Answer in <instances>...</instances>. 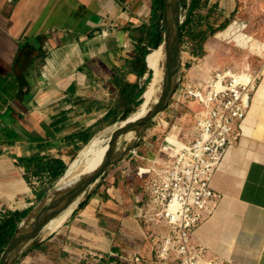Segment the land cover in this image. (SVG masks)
<instances>
[{
    "label": "crops",
    "instance_id": "0c3cea01",
    "mask_svg": "<svg viewBox=\"0 0 264 264\" xmlns=\"http://www.w3.org/2000/svg\"><path fill=\"white\" fill-rule=\"evenodd\" d=\"M154 2L0 0V212L37 203L20 158L65 161L64 149L74 146L67 136L111 109L125 114L128 92L114 77L142 85L152 70L146 61L140 78L129 62L137 53L134 28L149 22ZM207 6L218 15L233 7L231 0H209ZM172 106L152 130L156 135L171 127ZM250 109L238 145L228 149L212 178L222 200L192 240L221 260L264 264V95L255 92ZM187 117L179 112L175 123ZM136 159L121 160L96 180L66 221L40 234L39 248L26 250L14 264H154L148 230L138 218L143 185Z\"/></svg>",
    "mask_w": 264,
    "mask_h": 264
},
{
    "label": "built area",
    "instance_id": "2783aa9c",
    "mask_svg": "<svg viewBox=\"0 0 264 264\" xmlns=\"http://www.w3.org/2000/svg\"><path fill=\"white\" fill-rule=\"evenodd\" d=\"M232 27L234 34L247 25L235 19ZM262 76L263 67L252 65L214 68L194 76L180 86L183 98L196 104L186 138L181 137L182 129L176 134L180 146L166 142V137L152 158L140 156L136 147L129 150L130 160L146 161L137 167L143 185L138 218L148 224L158 264H239L217 258L192 239L222 200L212 178L228 149L240 141ZM181 78L177 73V82Z\"/></svg>",
    "mask_w": 264,
    "mask_h": 264
},
{
    "label": "rangeland",
    "instance_id": "374dc122",
    "mask_svg": "<svg viewBox=\"0 0 264 264\" xmlns=\"http://www.w3.org/2000/svg\"><path fill=\"white\" fill-rule=\"evenodd\" d=\"M231 2L233 5L232 10L223 15L222 14L218 15V13L216 12L214 14L210 13L211 11L209 12L207 5L205 9L200 11L204 16V22L212 26L213 32H208L205 40L201 44V48L197 49L198 51L197 54H193L192 52L193 47H191L187 38H184V42H181L180 40L179 65H178V69L176 73H179L182 78H181V81L177 82L176 80L177 74L176 73L174 74L173 89L171 91L170 98L167 103V106L169 104L173 105L171 108L172 113L167 115L168 121L171 124L170 125L171 127L173 124H176L178 127L177 130L176 129L172 130L171 127H168V130L164 134L160 133V135L159 133L156 135V133H153L152 131L153 129H157L159 123L162 122L161 116L163 114V111L166 109L167 107L166 106L159 114H157L152 119L147 129H144L142 127L141 128L136 127V128H128L126 131H124L123 134L119 136L115 144V147H114L115 156L116 155L119 156L120 152H122L128 144L135 143L136 144L135 147L137 148L140 156H143L145 158H152L156 154L159 153V148L165 143L166 137H173L174 139H177V140L179 139V141L181 137L186 138V134H188L187 132L192 126L193 112L196 109V107H189L190 105L188 103L190 102V100L183 98L182 92H181L182 90L180 86L181 84H185V85L189 84L192 78H194V76L200 77L208 70H211L214 68H223V67L242 68L244 61H247L249 65H252L254 67H260V66L264 67V51H251L249 48H245L244 46L239 45L236 41L232 40L235 37L236 33L234 35H224L219 38L216 37L218 32H221V31L225 32L228 28H230L233 25V21L237 19L238 21H242L247 25V28L241 33H245L249 36H253L254 38H257L258 40L264 42V0H231ZM170 19H171V25H172L173 19L171 17ZM182 20H183V11L181 10L180 11V22H179V33H180L181 25H182ZM210 59H212L213 66L209 67ZM261 80L259 81V84ZM257 88L255 89V91L257 90ZM161 89H162V84L159 82L157 86H155V89H154L155 94L153 96V105L158 99ZM161 95L162 93L160 94V97ZM185 104L186 105L188 104V105L185 106ZM182 111L183 113L185 112L188 114L186 121H184V118H182L181 120H178L177 123H175L177 113L182 112ZM149 112H151V110H149L144 115L148 114ZM133 114L134 112H131L128 117H131ZM144 115L138 117L137 119H141ZM162 119L164 121V118ZM121 123L122 121H117L103 128H99L98 130H96V133L93 135V137L90 139V141L87 144L85 145L80 144V148L76 149L74 146L73 147L69 146L64 149L63 158L65 162L67 163V165H70V163L74 160H78L80 165H82V167L79 170V174H77L73 179L67 180L66 183H62L61 179L64 177L65 175L64 174L55 183V185L49 189L47 196L41 202L35 203V207L33 208L31 215L22 222L20 226L21 231H23L25 228H28L31 225V223L34 221V217L36 213L40 209H42L45 205L51 203L57 196H59L61 193L64 192V191L63 192L57 191L63 185H68L69 183L70 184L72 183L73 186H76L80 184L89 174H92L98 170L99 166L91 170L90 169L92 168L91 165L89 166L85 165V163L87 162V159L91 158L92 153H90L88 156H82L81 151L85 147H87L93 139L97 140V143L93 146V149H99L101 147H105L107 150L110 144V141H111L112 134L120 126ZM164 124H167V123L164 122ZM179 129L184 130V132L181 134V137L177 138L176 134L179 131ZM238 143L235 146H237ZM125 158L129 160L130 156L127 154L122 159L115 162L113 165L109 166L98 177V179L102 180L104 179V177H107L108 173L112 171L113 167L117 165L118 162H120L121 160ZM136 160H138L135 164L137 165L136 169L140 165L142 166L146 164L145 160H140L139 158H137ZM141 161H144V162L141 163ZM82 198H83V195H80L78 201H81ZM77 199L78 198H76V200ZM49 222L50 221L44 224V227L41 228V230L38 232V235L36 236L35 239H32L29 242H27L18 251V253L15 256H12L10 258L11 264H14L18 256L22 255L26 250L30 249L31 247H33L35 244L38 243L37 237H39L40 234L41 236H46L49 234V232L51 233L52 230L46 227ZM144 225L146 226L147 230H149L148 224L144 223ZM150 244H151L150 246L151 260L153 261L154 264H158L156 261L154 252H153V242L150 241ZM104 264H111V263H104Z\"/></svg>",
    "mask_w": 264,
    "mask_h": 264
},
{
    "label": "trees",
    "instance_id": "16d2710c",
    "mask_svg": "<svg viewBox=\"0 0 264 264\" xmlns=\"http://www.w3.org/2000/svg\"><path fill=\"white\" fill-rule=\"evenodd\" d=\"M207 2L208 0L180 1V11H183L180 40L181 42H184V38L188 39L189 44L193 47V54L198 53L197 49L201 48V44L205 40L208 32H213L212 26L204 22V16L200 12L206 8ZM164 3L165 0H155L149 22L141 27L134 28V32L138 33V37L137 35L132 34V39L136 41L137 53L136 57L129 62V65L130 70L137 73L140 78L146 71H148L146 56L148 55V64L149 55L162 47L158 46L162 44L165 33L163 24ZM151 69L152 70H149V75L145 80V83L142 85H132L128 82L123 84L118 75L114 77V84L117 87H121L124 92H128L126 95L128 107L125 109V114H118L117 109H111L94 125L70 134L66 137V140L70 144H73L76 149L80 148V144H87L99 128H103L109 124L123 121L128 118L127 114L136 111L144 101V97L138 101H136V99L143 93V95H146L148 85L154 75V69ZM128 88L130 89L129 91L127 90ZM20 161L24 163L26 169V181L32 187L37 203L41 202L47 196L49 189L52 188L65 174L68 166L67 163L60 158L47 156L38 157L35 160L23 157L20 158ZM35 181L38 184H35ZM34 206L35 205H32L24 210L17 209L0 212V258L11 241L19 234L21 223L29 216ZM79 207H81V203L79 204ZM38 248L39 246L35 244L31 250H36Z\"/></svg>",
    "mask_w": 264,
    "mask_h": 264
},
{
    "label": "water",
    "instance_id": "95a60500",
    "mask_svg": "<svg viewBox=\"0 0 264 264\" xmlns=\"http://www.w3.org/2000/svg\"><path fill=\"white\" fill-rule=\"evenodd\" d=\"M180 1L181 0H165L163 12V24L165 33L164 40L162 44L159 45V47H163L165 54L164 87L161 97L150 109L151 112L144 115L141 119L136 118L132 120L130 119V117H128L122 121L120 126L112 134L110 144L106 150L105 158L102 164L99 166L98 170L92 174H89L80 184L76 186H73V184L71 183L68 185H63L60 189H58V192H64L57 196L51 203L45 205L42 209H40L36 213L34 221L28 228H25L23 231H21L20 229L21 232H19V234L11 241V243L8 245V248L1 255L0 264H11L10 258L12 256H15L27 242L35 239L38 235V232L42 227H44L45 223L52 220V218H54L58 213L63 212L67 207H69L76 200V198H79L80 195L85 193L87 188H89L109 166L122 159L125 155L128 154L129 150L132 147H135V143L128 144L121 152V154H119V156L114 155L115 144L119 136L123 134L124 131H126L128 128L136 127L147 129L152 119L167 106L171 91L173 89V76L177 72L179 65ZM170 17L173 19L172 25ZM30 215L31 213L29 214V216Z\"/></svg>",
    "mask_w": 264,
    "mask_h": 264
},
{
    "label": "bare ground",
    "instance_id": "6f19581e",
    "mask_svg": "<svg viewBox=\"0 0 264 264\" xmlns=\"http://www.w3.org/2000/svg\"><path fill=\"white\" fill-rule=\"evenodd\" d=\"M225 32H222V31L218 32L216 37L219 38V37L224 36V35H234L235 34V33L233 34V27L232 26L230 28H228ZM232 40L236 41L239 45H242L245 48H249L251 51H264V42L258 40L257 38H254L253 36L245 35V33H238V34L236 33L235 37ZM148 59H149V63L151 65V68L154 69L153 79H152V82L148 86V90H147L146 95H143V97H144L143 103L141 104L139 109L136 112H134V114L130 117V119H132V120L144 115L154 106L153 105V96L155 94V91H154L155 86H157V84L159 82L162 84V89H161L160 94L162 93V90L164 87V59H165L164 49L162 47H160L155 52H153L151 55H149ZM210 66H213L212 59H210V61H209V67ZM242 66L244 68H250V65L247 61H244ZM255 92H256V97L264 95V67H263V78H262V80H261V82H260V84H259V86ZM160 94H159V97H160ZM159 97H158V99H159ZM158 99L156 100V102L158 101ZM249 112H248V114H249ZM248 114H247V116H248ZM103 142H104V140H103ZM166 142L171 143V144H175L177 147L180 146V141L177 139H174L173 137H167ZM96 143H97V140L93 139L91 141V143L81 151L82 156H88L90 153H92L91 158H88L87 162L85 163V165H88V166L91 165L92 166V168H90L91 170L96 168L97 166H100L102 164L104 158H105V155H106V148L105 147H101L99 149H93V146ZM85 165H83V166H85ZM68 166H67L68 169H67L64 177L61 179L62 183H66L67 180L73 179L77 174H79V170L82 167V165H80L78 160L72 161L70 163V165H68ZM78 200H79V198L76 201H74L69 207H67L63 212H61L60 214H58L57 216L52 218V220H50V222L47 224L46 227L50 230H55L58 227H60L66 221V219L71 214V212L75 208V206H77V203L79 202Z\"/></svg>",
    "mask_w": 264,
    "mask_h": 264
}]
</instances>
